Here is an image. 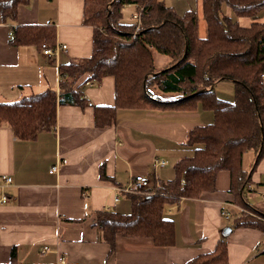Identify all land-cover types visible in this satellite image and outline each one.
<instances>
[{
    "label": "crops",
    "instance_id": "1",
    "mask_svg": "<svg viewBox=\"0 0 264 264\" xmlns=\"http://www.w3.org/2000/svg\"><path fill=\"white\" fill-rule=\"evenodd\" d=\"M166 1L180 13L198 6V0ZM225 5V13L241 25L253 22ZM137 10L136 4L127 5L124 20L131 21ZM262 13L259 21H264ZM83 14L84 0H31L20 5L16 21L6 22L0 14V102L47 87L59 93V64L93 53L94 28ZM47 23L56 27L57 44L67 45L58 55L48 56L35 45L10 44L14 26ZM87 76L75 85L87 105L59 104L55 128L22 139L9 124H0V264H56L62 257L66 264H185L213 251L223 237L229 264H264V232L233 227V218L245 208L236 201L227 169L219 171L215 191L166 207L165 216L175 223L174 245L118 234L110 254L94 223L96 213L132 209L130 195L114 200V187L127 185L137 174L150 176L154 184L169 180L173 173L168 165L193 153L183 144L189 130L212 123L215 114L200 104L194 110L119 107L115 122L99 127L95 109L115 104V78L87 81ZM157 158L167 164L155 166ZM255 161V151H248L243 161L252 174L248 191L258 192L263 200L258 206L246 193L244 205L247 201L264 213V158L254 168ZM53 166L57 168L52 171ZM4 176H12V182L6 184ZM4 195L9 201L2 200ZM227 227L232 229L224 235Z\"/></svg>",
    "mask_w": 264,
    "mask_h": 264
},
{
    "label": "trees",
    "instance_id": "2",
    "mask_svg": "<svg viewBox=\"0 0 264 264\" xmlns=\"http://www.w3.org/2000/svg\"><path fill=\"white\" fill-rule=\"evenodd\" d=\"M31 0H0L4 21H16L20 5ZM136 4L140 18L124 20V8ZM230 6L237 17L253 19L249 26L227 15ZM264 0H198L196 9L178 12L166 0H84L83 20L93 26V53L88 58L59 64V93L52 87L0 102V124L7 123L15 135L34 139L57 124L59 104L87 105L78 80L115 78L116 102L97 106L99 127L116 120L119 107L194 110L199 104L214 111L212 123L189 130L184 145L191 155L180 157L175 177L160 181L155 193L131 194L130 213L99 210L95 225L114 253L118 234L151 237L158 246L175 244V223L165 216L168 205L183 198H197L215 191L219 171L232 175L231 190L245 209L233 218V227H254L264 232V213L244 200L252 174L243 166L245 154L253 150L256 161L264 158ZM201 18L206 34L199 32ZM138 23L139 29L136 31ZM10 44L45 46L57 44L54 24H18ZM169 60L158 69L156 55ZM235 82V100L218 96L216 84ZM101 176L106 177L101 167ZM185 264H229L227 238L213 251L202 253Z\"/></svg>",
    "mask_w": 264,
    "mask_h": 264
},
{
    "label": "built area",
    "instance_id": "3",
    "mask_svg": "<svg viewBox=\"0 0 264 264\" xmlns=\"http://www.w3.org/2000/svg\"><path fill=\"white\" fill-rule=\"evenodd\" d=\"M133 18L139 19L140 18V12L137 11L133 14ZM140 24L138 23L137 28L139 29ZM61 48H67L66 44H56L55 48L45 46L44 53L48 56L52 55H58L59 50ZM90 83V82H87ZM92 103L90 102V105ZM167 164V161L165 159L157 158L155 160V166H165ZM57 166H53L52 171L55 170ZM4 182L6 184H9L12 182V176H4ZM156 184L153 183V180L150 176L144 175V174H137L135 175L130 182L127 185L124 186H115V201H119L122 197V195H131L135 193H155L156 190H154V186ZM251 187V186H250ZM3 201H9V196L4 195L2 197ZM66 259L62 257L56 264H66Z\"/></svg>",
    "mask_w": 264,
    "mask_h": 264
},
{
    "label": "rangeland",
    "instance_id": "4",
    "mask_svg": "<svg viewBox=\"0 0 264 264\" xmlns=\"http://www.w3.org/2000/svg\"><path fill=\"white\" fill-rule=\"evenodd\" d=\"M225 7L228 10L230 8V6L228 7V5H225ZM231 11H232V9H231ZM137 30H138V28H136V31ZM199 32L201 35L206 34V23H205L203 18H201V21H200ZM168 60L169 59L166 56L157 54L156 55V61H157L158 69H162L163 67H165V65L168 63ZM215 89H216L219 97L226 99V100H229V101L235 100V82L233 80H228V79L222 80L216 84ZM174 165H175V163L171 162L167 167V170H170L173 173V176L170 179L175 177ZM166 180H168V179H166ZM248 194H249V198L251 201H253L255 204L258 203L257 205L261 206V202L263 199L260 197V194L258 192H252L251 193L248 191Z\"/></svg>",
    "mask_w": 264,
    "mask_h": 264
},
{
    "label": "water",
    "instance_id": "5",
    "mask_svg": "<svg viewBox=\"0 0 264 264\" xmlns=\"http://www.w3.org/2000/svg\"><path fill=\"white\" fill-rule=\"evenodd\" d=\"M231 227H227V228H225V230H223V234L224 235H227L228 233H229V231H231ZM228 231V232H227Z\"/></svg>",
    "mask_w": 264,
    "mask_h": 264
}]
</instances>
